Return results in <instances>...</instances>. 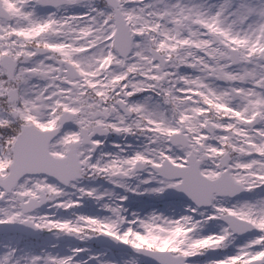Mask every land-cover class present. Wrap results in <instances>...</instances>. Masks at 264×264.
Masks as SVG:
<instances>
[{
    "label": "snow or ice",
    "instance_id": "1",
    "mask_svg": "<svg viewBox=\"0 0 264 264\" xmlns=\"http://www.w3.org/2000/svg\"><path fill=\"white\" fill-rule=\"evenodd\" d=\"M0 264H264V0H0Z\"/></svg>",
    "mask_w": 264,
    "mask_h": 264
}]
</instances>
